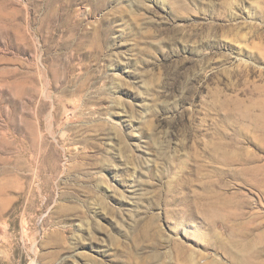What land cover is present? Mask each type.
I'll use <instances>...</instances> for the list:
<instances>
[{"label": "rangeland", "instance_id": "1", "mask_svg": "<svg viewBox=\"0 0 264 264\" xmlns=\"http://www.w3.org/2000/svg\"><path fill=\"white\" fill-rule=\"evenodd\" d=\"M0 264H264V0H0Z\"/></svg>", "mask_w": 264, "mask_h": 264}]
</instances>
